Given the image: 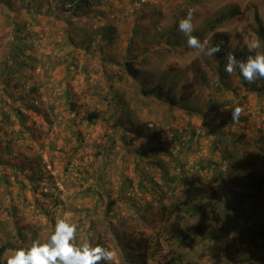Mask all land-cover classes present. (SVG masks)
Returning a JSON list of instances; mask_svg holds the SVG:
<instances>
[{
	"label": "rangeland",
	"instance_id": "obj_1",
	"mask_svg": "<svg viewBox=\"0 0 264 264\" xmlns=\"http://www.w3.org/2000/svg\"><path fill=\"white\" fill-rule=\"evenodd\" d=\"M190 10L202 49L178 29ZM260 26L264 0H0V247L44 244L66 220L73 246H103L109 264L139 256L134 239L149 264H264L248 261L264 247V78L254 90L234 67L220 82L206 55L217 36L264 52L247 46ZM141 72L175 101L142 96ZM177 219L200 233L172 239Z\"/></svg>",
	"mask_w": 264,
	"mask_h": 264
},
{
	"label": "clouds",
	"instance_id": "obj_2",
	"mask_svg": "<svg viewBox=\"0 0 264 264\" xmlns=\"http://www.w3.org/2000/svg\"><path fill=\"white\" fill-rule=\"evenodd\" d=\"M178 29L188 37L189 47L202 49V42L192 36L193 14L191 10L179 21ZM249 50L261 49L259 39H253L248 43ZM220 51L219 45L207 49L206 55H212ZM235 68L239 69L242 77L252 82L255 78H264V52H257L247 57L246 61H237L228 56L224 71L231 74ZM242 109L236 107L232 111V120H238ZM76 228L66 220L57 221L55 231L48 242L40 244L34 242L31 248L15 249L7 258L5 264H109L113 260L114 253L103 246L93 248L89 244L79 247L73 246V235Z\"/></svg>",
	"mask_w": 264,
	"mask_h": 264
},
{
	"label": "trees",
	"instance_id": "obj_3",
	"mask_svg": "<svg viewBox=\"0 0 264 264\" xmlns=\"http://www.w3.org/2000/svg\"><path fill=\"white\" fill-rule=\"evenodd\" d=\"M38 1V0H36ZM32 5V8H30L28 12L30 13H36L39 9L38 6H41L39 3L35 2L34 4H31ZM70 7L73 9V11H76L77 9V3H72L70 5ZM58 8V7H57ZM12 9V8H10ZM221 23V19H217L216 21V24H220ZM13 26H14V30L17 32H21L22 31V27L19 25V23L17 21H13L12 22ZM257 36L259 38V40L261 41V44H262V47L264 49V29L263 27L260 26V28L257 30ZM224 40L217 36L213 43H212V47H215L217 45H219L220 47V51L214 53V57L215 59L218 60V75L220 77V82H223L225 81L226 79V72L224 71V66L227 62V57L230 55L232 57H234L236 60H239V61H246L247 57L250 56V55H254L252 54L251 52L249 53H246L245 50H241L240 53L236 54V53H233V52H230L229 49L225 46V43L223 42ZM24 46H26L25 42L23 41L22 42ZM23 51L21 48H15L14 49V52H13V55L14 56H18L19 54H21ZM239 70V69H238ZM135 75H137V73L135 72ZM137 79L139 80L140 84H141V91L142 93H145V94H142L140 93L142 96H147L146 93L148 94H154L157 98L159 99H169L170 101H175L174 100V96L173 94H170L172 92V88H169L166 90V88L164 87L163 84H161L160 82H153L152 80V77L149 73L147 72H141L139 74V76L137 77ZM257 79H261L259 77H257ZM241 82L242 84H245V85H248L249 81L245 80L244 78L241 79ZM144 84H149L148 87H145ZM252 85V89L256 90L257 89V82L255 80H253L252 82H250V86ZM127 127H128V131H131L133 133V135H136V130L135 128V125L134 123L132 122H129L127 123ZM225 153V151H224ZM165 155L166 152L164 153ZM171 156V155H169ZM228 156V155H227ZM229 157V156H228ZM151 162H153V160H151ZM150 162V163H151ZM159 163V162H158ZM153 165H155L153 163ZM240 164V161L236 162L234 165H233V168L235 167H239ZM208 166L212 167L211 164H209ZM230 181V182H229ZM237 182V183H240V179L239 178H230V180H228L229 182V185L234 188L236 187V185H234V182ZM205 189L202 188V187H189L185 190V197H186V200H185V203L183 204V206H189V210L188 211H193L195 212V210H198L200 211L203 206H205V204H201V201H198V200H201L203 199L204 197H206L205 195ZM215 200H217L218 202L217 203H222V200H221V196L219 195H215L213 197ZM214 207V206H213ZM176 211H178V209H180V207H176L175 208ZM179 220L177 219L176 221V224H173L172 226V239L176 240V241H179V242H188L191 238H190V234L193 232V233H200L199 231V228L195 226H191L188 225L186 229H184L183 227L181 228L180 225H179ZM245 234V233H242V235ZM143 236V235H142ZM264 237V232L263 233H259L258 237ZM246 243H249V242H246ZM129 244L131 245H134L137 247L138 251H140V254L139 256L137 257H132L130 255V253H127V259H126V264H133V263H137V264H149V262L147 261L146 257H145V243H144V240L142 239H139V240H132L131 242H129ZM7 249H12V250H15V249H20L16 246H1L0 247V264H4L2 262V255L6 252ZM263 250H260V248H258V251L261 252V255H257L255 256V258H250L248 261L252 262L253 260H261L264 262V247H262ZM102 264V262H101ZM165 264H186L184 262V260L179 256V257H176V258H173V259H170V260H167L165 262ZM243 264V263H242Z\"/></svg>",
	"mask_w": 264,
	"mask_h": 264
}]
</instances>
